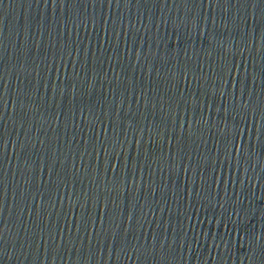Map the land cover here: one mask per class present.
Here are the masks:
<instances>
[{
	"label": "water",
	"instance_id": "1",
	"mask_svg": "<svg viewBox=\"0 0 264 264\" xmlns=\"http://www.w3.org/2000/svg\"><path fill=\"white\" fill-rule=\"evenodd\" d=\"M0 264H190L122 0H0Z\"/></svg>",
	"mask_w": 264,
	"mask_h": 264
}]
</instances>
